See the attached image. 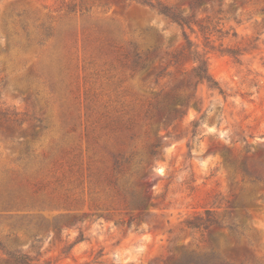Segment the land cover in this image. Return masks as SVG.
<instances>
[{"label": "rangeland", "instance_id": "1", "mask_svg": "<svg viewBox=\"0 0 264 264\" xmlns=\"http://www.w3.org/2000/svg\"><path fill=\"white\" fill-rule=\"evenodd\" d=\"M160 1L194 31L128 0H0V241L32 264H264V0ZM185 33L222 91L176 61ZM207 209L221 224L188 226Z\"/></svg>", "mask_w": 264, "mask_h": 264}, {"label": "trees", "instance_id": "2", "mask_svg": "<svg viewBox=\"0 0 264 264\" xmlns=\"http://www.w3.org/2000/svg\"><path fill=\"white\" fill-rule=\"evenodd\" d=\"M133 1L138 4L147 6L152 8L153 10H156L158 13L166 16L173 22L178 23L181 26H188L192 31H194V19L193 15H184L181 12L177 11L174 7L169 6L165 3H163L160 0H128ZM185 39L186 44L177 52L175 55L176 61H179L181 57H188L194 62V76L197 79L198 83H207L212 88H218L222 91L219 83L217 80L214 79L212 74L209 70V63H208V57L207 52L201 51L199 49V45L195 44L191 38L185 33ZM141 56L137 55L136 62H140ZM184 114L183 110L175 109L170 113V115L167 117L166 121L169 123H172L174 120L179 118ZM198 125V122H194V126L196 127ZM151 154L153 156L157 155L156 149L151 150ZM132 159L131 157H127L124 159V161L130 162ZM122 161H120L118 158L115 160L116 167H119L121 165ZM115 184H117V181H114ZM121 203L125 204H133V200H128L126 197L122 198ZM145 201H141L139 203L140 205H143ZM188 226H191L193 228H200L203 227L205 229H209L211 226L216 224H221L217 216H215V213L207 209L204 214L197 215L193 221H187ZM0 248L3 250L6 257L17 264H32L33 258L28 253H22L19 251H13L11 249H8L1 241H0ZM215 255V254H214ZM189 264V263H185ZM198 264H237L234 261H231L227 258L221 257L219 254H217L215 257H211L207 259L206 261H199Z\"/></svg>", "mask_w": 264, "mask_h": 264}]
</instances>
